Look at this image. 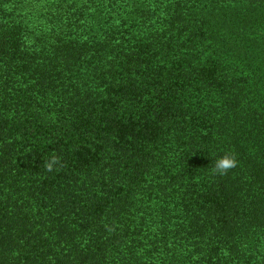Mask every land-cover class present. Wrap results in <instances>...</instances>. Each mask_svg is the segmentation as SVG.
Wrapping results in <instances>:
<instances>
[{
    "label": "trees",
    "instance_id": "trees-1",
    "mask_svg": "<svg viewBox=\"0 0 264 264\" xmlns=\"http://www.w3.org/2000/svg\"><path fill=\"white\" fill-rule=\"evenodd\" d=\"M0 264H264V0H0Z\"/></svg>",
    "mask_w": 264,
    "mask_h": 264
},
{
    "label": "clouds",
    "instance_id": "clouds-1",
    "mask_svg": "<svg viewBox=\"0 0 264 264\" xmlns=\"http://www.w3.org/2000/svg\"><path fill=\"white\" fill-rule=\"evenodd\" d=\"M60 162L59 157L52 156L48 161L45 162L44 167L47 171H52L54 165ZM238 160L234 153H224L217 157L212 167L213 175L224 176L227 175L233 168L237 167Z\"/></svg>",
    "mask_w": 264,
    "mask_h": 264
}]
</instances>
